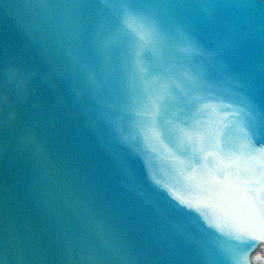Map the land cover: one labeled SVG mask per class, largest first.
Segmentation results:
<instances>
[{"label":"water","instance_id":"95a60500","mask_svg":"<svg viewBox=\"0 0 264 264\" xmlns=\"http://www.w3.org/2000/svg\"><path fill=\"white\" fill-rule=\"evenodd\" d=\"M264 0H0V264H262Z\"/></svg>","mask_w":264,"mask_h":264},{"label":"bare ground","instance_id":"6f19581e","mask_svg":"<svg viewBox=\"0 0 264 264\" xmlns=\"http://www.w3.org/2000/svg\"><path fill=\"white\" fill-rule=\"evenodd\" d=\"M264 245V242H261L260 243V246H263ZM258 252V254L260 255V257H264V247H260V248H257L255 251H253L252 255H251V258L253 260H262V258H254V255ZM264 264V262L262 263Z\"/></svg>","mask_w":264,"mask_h":264}]
</instances>
